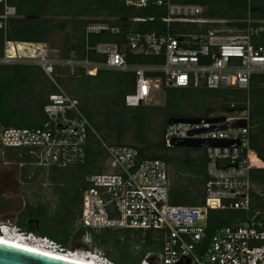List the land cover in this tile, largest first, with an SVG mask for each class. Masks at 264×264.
<instances>
[{
  "label": "trees",
  "instance_id": "obj_1",
  "mask_svg": "<svg viewBox=\"0 0 264 264\" xmlns=\"http://www.w3.org/2000/svg\"><path fill=\"white\" fill-rule=\"evenodd\" d=\"M128 0H8L15 8L5 30H0V58L5 42L45 44L56 50L57 58L102 62L103 57L85 51L101 43L123 45L130 34L169 35L186 42L185 47L196 48L192 38H201L209 32H243L264 23V0H174L184 5L204 8L200 16L205 23H166L167 10L149 0L146 6L127 4ZM2 7L0 6V15ZM93 23L119 27L118 34H86ZM59 37L57 47L54 39ZM253 45H264V37L252 38ZM161 57L127 54L131 65L158 66ZM147 77H163L148 73ZM57 84L74 97L82 114L91 125L84 149V158L66 167L37 166L27 149H6L0 153V213L7 217L16 211L15 224L25 232L46 237L65 249L70 244L81 245L86 233L78 225L82 211V197L87 185L85 179L106 170L107 153L103 144L129 146L138 151L140 160L164 162L168 167L172 206L203 207L206 182V150L166 148L163 141L167 121L174 118L206 119L211 115L233 117L245 113L248 119L249 150L264 163V74H254L249 88H223L215 91L199 88H166L162 91V105H142L128 108L124 97L134 90L133 72L103 71L88 77L79 70L68 75L56 67ZM56 87L35 65H0V129H41L48 122L44 106ZM211 102H216L214 107ZM162 117L159 130H153L150 116ZM154 139V140H153ZM251 159H255L251 156ZM15 164L17 171L7 172L3 165ZM252 185L249 193V211L225 209L208 210L205 220L207 246L215 233L224 228L257 226L264 214V168L249 171ZM47 185V190L35 201L27 200L16 208L4 197L8 190L23 185ZM43 192H46L45 194ZM259 213L260 215H256ZM90 249L102 250L113 264H140L150 253H157L162 245L160 231H111L91 234ZM83 247V246H82ZM135 250L131 256L128 250Z\"/></svg>",
  "mask_w": 264,
  "mask_h": 264
},
{
  "label": "built area",
  "instance_id": "obj_2",
  "mask_svg": "<svg viewBox=\"0 0 264 264\" xmlns=\"http://www.w3.org/2000/svg\"><path fill=\"white\" fill-rule=\"evenodd\" d=\"M149 0H128L127 4L144 7ZM167 10L166 23H205L200 16L204 8L184 5L174 0H153ZM0 30L16 16L8 0H0ZM119 27L93 23L86 34H118ZM264 37V23L248 27L243 32L212 31L192 38L196 48L185 47L186 42L169 35L134 33L123 45L101 43L86 47L104 58L102 62L52 58L45 44L5 42L0 65L25 64L38 66L56 87L44 106L48 122L41 129H0V153L6 149H27L34 164L41 167H66L84 158V149L91 125L82 114L79 102L56 82V67L74 75L81 70L88 77L103 71L133 72L134 90L124 97L128 108L148 104L153 91L166 88H199L215 91L223 88L247 90L254 74H264V45H253L252 38ZM161 57L158 66L131 65L127 54ZM148 73L163 77L150 78ZM223 118L219 123H178L167 125L163 141L173 148L175 140H211L239 143L234 148L206 149V182L203 207L172 206L169 204L170 179L167 165L160 160H140L138 151L129 146L103 144L107 158L106 171L85 179L87 188L82 197V211L78 225L86 231L85 246L65 249L58 243L18 228L14 221L0 222V235L48 250L61 256L94 259L101 264H113L96 249H90L91 234L111 231H160L162 245L158 253H148L140 264H264V214L257 226L224 228L215 233L210 243L205 240V220L208 210L235 209L249 211L251 183L249 171L264 168L249 150L248 119L245 113L224 117L211 115L206 119ZM246 121L242 129L211 130L215 126L235 121ZM255 157V161L251 159ZM256 215H260L257 213Z\"/></svg>",
  "mask_w": 264,
  "mask_h": 264
},
{
  "label": "water",
  "instance_id": "obj_3",
  "mask_svg": "<svg viewBox=\"0 0 264 264\" xmlns=\"http://www.w3.org/2000/svg\"><path fill=\"white\" fill-rule=\"evenodd\" d=\"M224 121L223 118L215 119H193V118H174L167 121V125H173L178 123H219ZM246 126V121H235L225 123L223 125L215 126L211 130L223 131L228 128L242 129ZM173 148L180 149H201L206 150L208 148H234L239 147V143H233L231 141H211V140H175L172 143ZM264 228V226H263ZM150 264H157L155 260L150 259ZM0 264H74L67 261L52 258L45 254L24 250L4 244H0ZM180 264H190L189 259H183Z\"/></svg>",
  "mask_w": 264,
  "mask_h": 264
},
{
  "label": "rangeland",
  "instance_id": "obj_4",
  "mask_svg": "<svg viewBox=\"0 0 264 264\" xmlns=\"http://www.w3.org/2000/svg\"><path fill=\"white\" fill-rule=\"evenodd\" d=\"M59 37H55L54 39V43H55V47H57V44L59 42L58 40ZM50 55L52 58H56L57 57V52L56 50H50ZM163 93L160 90H154L153 91V98L152 100L148 103V105L151 106H155V105H162L163 104ZM211 104H213L214 107H217L218 104L216 102H211ZM150 119L152 120V129L153 130H159L161 127V122H162V117L160 116L159 113L153 112L150 116ZM154 140V139H153ZM106 163V162H105ZM106 166V165H105ZM3 167L5 168V170L7 172H12V171H17L18 166H16L15 164H9V165H3ZM104 169L106 170V168L104 167ZM41 186V188L43 190H47V185L43 184V185H37V186H33L31 190H28L26 187H24L23 185H20L18 187V190H8L4 193V197L7 200H10L11 202H13V205L16 208H20L23 206L24 202L27 200H32L35 201L37 198H39L42 194L41 190L39 189V187ZM44 194L46 192H43ZM8 215H12L11 217H7L5 214L0 213V222H5L7 220L10 221H15L16 219V211H13L11 213H9ZM82 246H85V242L82 243ZM81 245L75 244L74 242H72L70 244V249H76V248H81ZM100 253L103 254L102 250H98ZM135 250L130 249L128 250V254L133 256L134 255ZM152 254H154L153 252H150ZM158 253V252H157ZM104 255V254H103ZM105 256V255H104Z\"/></svg>",
  "mask_w": 264,
  "mask_h": 264
},
{
  "label": "bare ground",
  "instance_id": "obj_5",
  "mask_svg": "<svg viewBox=\"0 0 264 264\" xmlns=\"http://www.w3.org/2000/svg\"><path fill=\"white\" fill-rule=\"evenodd\" d=\"M252 160L255 161V159H252ZM0 244H4V245L24 249V250H29V251L45 254V255L50 256L52 258L67 261V262L74 263V264H101L94 259H84V258H80V257L69 258L68 256H61L59 254L52 253L48 250L40 249V248L32 246L30 244L20 242L18 239H11L9 237L1 236V235H0Z\"/></svg>",
  "mask_w": 264,
  "mask_h": 264
}]
</instances>
